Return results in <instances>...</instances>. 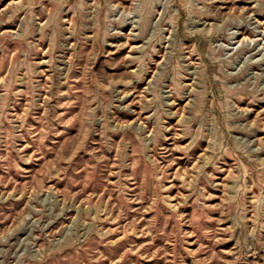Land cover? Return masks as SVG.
Returning <instances> with one entry per match:
<instances>
[{
  "label": "rangeland",
  "instance_id": "obj_1",
  "mask_svg": "<svg viewBox=\"0 0 264 264\" xmlns=\"http://www.w3.org/2000/svg\"><path fill=\"white\" fill-rule=\"evenodd\" d=\"M0 264H264V0H0Z\"/></svg>",
  "mask_w": 264,
  "mask_h": 264
}]
</instances>
